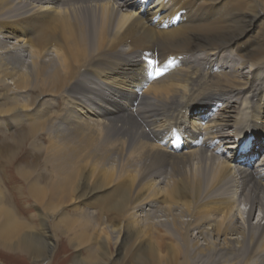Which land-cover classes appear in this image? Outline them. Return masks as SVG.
I'll list each match as a JSON object with an SVG mask.
<instances>
[{
  "label": "bare ground",
  "instance_id": "6f19581e",
  "mask_svg": "<svg viewBox=\"0 0 264 264\" xmlns=\"http://www.w3.org/2000/svg\"><path fill=\"white\" fill-rule=\"evenodd\" d=\"M220 1L193 0L191 6L183 7L181 0H153L150 3L156 9L145 14L150 3L142 11L140 0H0L3 95L9 98L13 89L26 91L25 84L32 82L40 91L32 100L23 95L24 103L9 98L10 104L0 106V124L9 128L27 122L20 132L3 131L6 133L0 138V148L11 162L26 141L33 143V151L39 147L35 142L45 132L51 138L46 148L57 155L53 163H46L52 158L45 155L49 172L24 171L23 167L17 170L37 204L50 210L68 203L83 163L81 158L98 157L105 164L116 153L118 147H106L94 128L82 124H77L78 139L55 145L47 114L38 112L44 105L51 109L55 101L44 102L43 96L65 92L68 100H75L85 95L88 102L81 104L99 117V129L127 135L138 144L135 150L144 160L145 171L142 178L133 177L136 188H140L145 173L161 178L163 183L165 197L148 202L149 208L142 207V197L131 199L132 208L147 211L143 219L129 214L119 225L108 226L116 246L127 242L125 228L127 236L146 232L141 221L149 222L153 229L156 225L149 220L160 212L165 217L161 221L182 233L181 264H188L190 249L198 255L218 253L225 257L224 264H251V258L232 256L255 249L258 257L254 261L264 263V154L257 156L264 145V75L259 74L264 68V44L244 47L246 42L240 43L254 28L260 27L264 33V0H252L257 7L234 12L217 7ZM49 4L62 9H43ZM180 12L181 21L172 23ZM10 37L18 40L10 43ZM228 49L235 55L230 63L222 56ZM155 58L160 62V75L147 86ZM246 66L249 71L244 73ZM96 69L107 79L100 81L93 73ZM8 79L11 81L6 83ZM172 129L180 135L173 139L177 142L175 149L159 144ZM247 136L251 145L260 143L257 150L245 156L223 154V150L237 149L236 142ZM66 141L72 142L61 150ZM218 149L222 154L215 153ZM237 196L248 205L245 217H241L245 226L236 224L238 218L236 222L210 216L211 211L221 212L232 205L242 214ZM4 200L0 188V245L48 262L53 245L46 222L36 225L22 219ZM256 208L260 213L253 224ZM63 212L53 223L55 232L66 233L73 228L75 220ZM99 254L98 262L76 259L75 264H107L104 244ZM136 264L148 263L137 259Z\"/></svg>",
  "mask_w": 264,
  "mask_h": 264
},
{
  "label": "rangeland",
  "instance_id": "374dc122",
  "mask_svg": "<svg viewBox=\"0 0 264 264\" xmlns=\"http://www.w3.org/2000/svg\"><path fill=\"white\" fill-rule=\"evenodd\" d=\"M181 1L183 2V7H189L193 3V0ZM36 5L37 4H35V7ZM251 5L253 7H257V3L252 4V0H223L216 4V6L223 11L230 10L233 12L246 9ZM43 7V9L54 11H58L59 8L62 9V6H55L53 4L45 5ZM154 9L156 8L152 5V3H150L146 7L145 14L147 13V11H152ZM1 33H3V31L0 30V34ZM245 39H247V41H244ZM245 39H243V41L241 40L240 42H246V46L242 44V46L244 47H247L248 44L251 46H254L256 44H264V33L261 32L260 27H257L246 33ZM16 40H18V38L16 39L10 37L9 39H7V41H10V43H14ZM230 50L231 49H228V51H226V54H222L225 59L227 58V62L229 63L232 59H235L233 51L231 50L230 52ZM212 57L213 56H211L210 58ZM248 69L249 68L246 66L242 69V72L247 73L249 71ZM102 70L103 69L101 68V71ZM99 71L100 70L97 69L96 71H93L94 75L97 76L100 81H102L101 79H107L106 74L100 73ZM259 74L264 75V68L260 70ZM10 81L11 80L8 79L6 83H9ZM118 81L119 80H116V83ZM152 83L153 82L151 80L150 83L147 84V86L152 85ZM3 84V82H0V106L10 104L11 100H9V98H14L17 102L24 103L26 102V99H24L23 95L25 97H30V100H32L33 97L40 93V91L34 87V82H32L25 84V87L28 88V90L26 91H22L23 89H13V91L10 92L8 98L3 95V92L5 90ZM10 85L13 86L12 83H10ZM33 88H35V90ZM141 89L145 90L147 88L142 87ZM77 97L78 98H76L75 100H68V95L65 92L56 94L55 96H43L44 102L49 101L50 103H52L55 101V104H52L53 107L51 109H47L46 105L40 106L38 108V112L47 114V126L49 127V129L51 127L52 131L54 132L53 137L55 145H58L63 140L78 139L76 135L80 132V128L77 127V124H82L85 126L89 125L91 128H94L96 134H100L98 136V139H103L102 142L104 144L106 143V147L112 149H116L118 147L115 151L117 154L113 153V155L118 156L112 157V155L110 157V159H112H108L105 164L100 162L98 157L89 158L86 160L84 157H82L81 161L83 163L80 165V170L76 178L75 187L72 190L70 201L68 203H63L58 207L56 206V209L54 206L53 209L51 208L50 210H48L47 208L37 204L28 195L25 181L17 170L18 168L23 167L24 171L33 169L39 170L42 173L45 171L49 172L48 169L50 167L46 163L55 162L54 158L57 156L55 151L46 148L49 145V141L51 138H49L45 132H41L43 134H41L40 137L37 138V143L35 142V144H38L39 147H36L33 151V143L29 144L30 142L26 141L23 150H20V152L16 154V156H18L19 158L16 157L13 159L14 161L12 160L11 162H8L6 160V157H4L5 153L3 154V149L0 148V188L2 193H4L5 195V205L13 208V211L16 213V215L26 221H29L36 225H39V222H46L48 226V234H51L50 238L53 245V250L51 259L48 262H45V264H75L77 260H79L78 262H81L82 260V262L86 261L87 263H91L92 261L98 262V260L100 259L99 253L102 251L103 244L105 245L107 250V255L105 256L106 258H104V260H106L105 263L107 264H136L137 259L144 260L148 264H181L184 256L181 252V249L179 248V244L182 241V233L172 224H169L166 221H161L160 219H163L165 217L161 216L160 212L158 213V215L160 216H153L149 220L154 221L156 225L153 229L152 225H150L149 222L146 223V221H141V224L145 225L146 232H136L131 236H127L128 229L125 228L123 231V237L127 240V242L122 247H118L114 243L113 237L111 236L109 231H107L108 226H110L111 228L119 225L124 221V219H127L129 214L130 216L135 215L142 218V215H145V212L147 211L142 212L140 210H137L136 208L134 209V207L132 208L133 204L131 202V199L137 196L142 197V207L147 209L149 208V206L147 205L148 202H154L152 201L154 199L160 201L165 197L164 192H162L163 183L161 182V178L155 175L150 176L151 173L148 175L145 173V176L143 177V180L139 185L140 188L137 189L136 179L142 178L145 171L143 169V166L145 168V164H143L144 160L142 158L140 159L141 156L138 149L135 150V147L137 148L138 144L127 135L116 134L112 130L108 129H99V127L97 126V122H100L99 117L93 113H89V110L91 109L87 105L86 107H83L81 104V101H85L86 103L88 102L87 96L78 95ZM66 116L68 117V119L65 118ZM25 125H27V122H23L21 125H12V127L9 126V128H7L5 125L0 124V138L3 136L2 134L6 132H20L21 130H23V126ZM100 131H102V133ZM240 139V141L243 140L242 138ZM72 141L78 142V140ZM72 141H66L61 144V150L65 148L66 143ZM258 142L261 141L259 140ZM116 144H118L119 146ZM259 145L260 143H253L252 148L246 153H243L244 156L249 152H254L255 150H257ZM263 146L260 149L262 150V152L259 150L260 154L257 155L260 158L264 154ZM229 149H231V151L229 152L230 154H233L235 156L236 154L243 155L241 154V152H236V148ZM47 153L51 156L52 159L51 162L45 163V155ZM254 160L256 161L257 158H255ZM134 163L141 166H138L136 164L134 165ZM112 165H115V167L117 166L116 169ZM119 166L120 168H118ZM196 166H198V168L202 167L201 164H198ZM124 169H126V171ZM136 175L137 177L136 179H134L133 177ZM149 184L152 185L151 187L156 189L151 188L149 189V191H147L146 187H148ZM236 203H240L239 205L243 215L241 213L238 214L236 206L232 205L228 210H223L221 212L211 211L210 216L218 220L225 221L233 219L236 222L238 218L239 223L236 224L239 226H245L243 218L245 217V212L248 208V205H245L243 203V199L238 196ZM132 211L133 213H131ZM62 212L63 214L65 213L66 215H70V218L75 220L72 225L73 228L66 233H63L62 231L55 232V230H53V223L58 221V218H60ZM253 213L255 219H252L251 222L254 224V222L257 221V216L259 215L260 211L258 210V208H256L254 209ZM185 218L189 219L190 217L185 216ZM149 229H151V231ZM165 229L170 231L171 233H166ZM75 230H78L79 232L77 231V234L73 235V232ZM83 230L85 231V233L84 235H81L80 231ZM104 231H106V233H104ZM193 237L194 236L192 235L189 238L192 239ZM189 247L191 248V245H189ZM191 250L192 249H190V251ZM190 251L189 256L187 257L189 259L188 264H217L219 262V264H224L225 257L222 255L219 256L218 253L213 252L202 255L199 254V256L193 251ZM241 252L242 251L238 252L237 256L233 255L232 258L235 259L243 256L247 259L251 258V264H264L263 262L257 263L254 261L258 257L257 250L255 251V249H253L249 254H244V252ZM92 254H94L93 257ZM242 259L243 258L241 257V260ZM87 260H89V262ZM0 264L44 263L39 259L34 260L33 257L30 256V254L23 252L22 250L13 251L12 249H8L0 245Z\"/></svg>",
  "mask_w": 264,
  "mask_h": 264
}]
</instances>
